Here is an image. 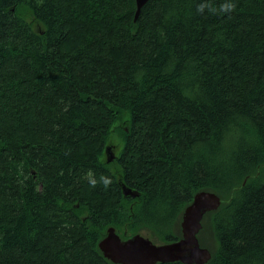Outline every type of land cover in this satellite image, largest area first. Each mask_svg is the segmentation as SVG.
<instances>
[{
  "label": "trees",
  "instance_id": "obj_1",
  "mask_svg": "<svg viewBox=\"0 0 264 264\" xmlns=\"http://www.w3.org/2000/svg\"><path fill=\"white\" fill-rule=\"evenodd\" d=\"M204 2L0 0V264H116L108 227L173 242L201 190L205 264H264V0Z\"/></svg>",
  "mask_w": 264,
  "mask_h": 264
},
{
  "label": "water",
  "instance_id": "obj_2",
  "mask_svg": "<svg viewBox=\"0 0 264 264\" xmlns=\"http://www.w3.org/2000/svg\"><path fill=\"white\" fill-rule=\"evenodd\" d=\"M149 0H136L138 18L142 8ZM114 157L108 160L112 161ZM125 196L137 197L140 192L123 186ZM223 199L214 191L197 192L183 211L181 227L182 237L173 242L156 243L140 233L123 239L116 227L110 226L99 248L104 256L116 264H157L180 261L184 264H205L212 258L208 247L202 246L198 237L203 227L206 213L215 211L222 205Z\"/></svg>",
  "mask_w": 264,
  "mask_h": 264
},
{
  "label": "rangeland",
  "instance_id": "obj_3",
  "mask_svg": "<svg viewBox=\"0 0 264 264\" xmlns=\"http://www.w3.org/2000/svg\"><path fill=\"white\" fill-rule=\"evenodd\" d=\"M27 14L29 15L28 18H29L32 26L36 30H42L43 29L42 25L30 15L29 11H27ZM106 146L108 148H106V153L103 156L104 160L107 162V159H109L112 156L114 158H113V160L111 162L115 161L116 158L119 156V154L121 152V149H122V137H120V134H119V132L117 130L111 134L110 139L107 142ZM109 147H112V153H110V148ZM133 198H136V197H133ZM117 232L122 236V234H123L122 231H119L117 229ZM137 233H140V234H142V235H144L146 237L151 238V236L149 235V233L146 230H143V231L137 232ZM137 233H135V234H137ZM124 234H127V232L125 231ZM122 238L125 239V237H122ZM209 240H211V238H209ZM156 243L160 244L162 242L160 240L159 241L157 240Z\"/></svg>",
  "mask_w": 264,
  "mask_h": 264
},
{
  "label": "clouds",
  "instance_id": "obj_4",
  "mask_svg": "<svg viewBox=\"0 0 264 264\" xmlns=\"http://www.w3.org/2000/svg\"><path fill=\"white\" fill-rule=\"evenodd\" d=\"M208 9L211 14H230L236 10V3L234 0H226V2L219 4L218 6H213L208 0L206 2L201 3L197 6V12L200 14L204 13L205 9ZM105 188H107L111 184V180L105 177H101ZM96 186V182H92V187Z\"/></svg>",
  "mask_w": 264,
  "mask_h": 264
},
{
  "label": "flooded vegetation",
  "instance_id": "obj_5",
  "mask_svg": "<svg viewBox=\"0 0 264 264\" xmlns=\"http://www.w3.org/2000/svg\"><path fill=\"white\" fill-rule=\"evenodd\" d=\"M106 148H108L107 146H105V149H104V154L106 153ZM110 148V153H112V147H109ZM107 162H111L107 159Z\"/></svg>",
  "mask_w": 264,
  "mask_h": 264
}]
</instances>
